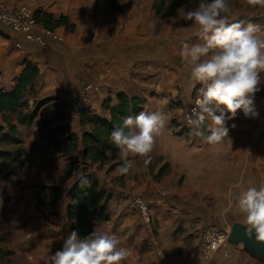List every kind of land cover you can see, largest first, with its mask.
Wrapping results in <instances>:
<instances>
[{
	"label": "rangeland",
	"instance_id": "obj_1",
	"mask_svg": "<svg viewBox=\"0 0 264 264\" xmlns=\"http://www.w3.org/2000/svg\"><path fill=\"white\" fill-rule=\"evenodd\" d=\"M58 0H46L37 5H32L37 10L53 12L56 8L55 4ZM103 5L100 0H71L69 17L76 25V29L71 34H66L63 41H57L49 49H42L31 45L26 48V53L22 54L16 62H12L11 68L16 70L27 56L41 58L40 68L42 74V84L40 87H34L27 94V100L30 104L36 101L47 100L50 109L47 118H52L63 112V108L67 103V99L75 97L87 83L102 84L106 89L113 85L105 84L102 81L106 78L107 68L111 64L119 63L116 59L122 56V48L116 40L114 25L137 23L145 26L144 29L135 31L134 40L136 41L134 51L139 54L140 68L146 70L148 64L143 62L150 55V73L141 71V76L150 79V84H144L141 88H148L149 91L158 89V80L153 73V68H163L167 63L160 58L164 54H172L171 58L177 65L180 55H175L176 50H181L183 41L198 42L195 33L197 27L190 21L186 22L178 18L160 19L154 11L155 0H114L119 10L110 7L111 0H105ZM200 0L184 2L189 8L198 6ZM232 9V17L246 22H260L264 27V6L253 5L249 0H229ZM184 10V7L181 11ZM55 14V13H54ZM176 21L175 23L173 21ZM91 29L90 36H85V31ZM62 31V30H61ZM120 33V32H119ZM118 33V34H119ZM258 38L264 39V32H259ZM72 40L70 44L68 39ZM89 41L90 45L83 47V41ZM150 41V43H149ZM68 42V43H67ZM74 44V45H73ZM60 48V49H59ZM170 48L168 52L167 49ZM14 50V47H10ZM150 50V54L146 51ZM119 51V53H117ZM143 52L144 54H140ZM117 55V56H116ZM122 58V57H121ZM136 60V59H135ZM180 61L177 68L180 73L184 74L185 83L190 80V69H184V63ZM120 64V63H119ZM49 77L45 80V77ZM154 83V84H153ZM105 84V85H104ZM200 87V86H199ZM5 90V87H0ZM181 91V90H179ZM55 100L53 102L52 100ZM179 99L170 100V116L166 115L165 127L162 129V136H176L175 144V161L182 163L191 162V152L197 150L196 147L201 140L193 134H181V109L177 110ZM94 100L86 107L91 112L97 109L93 108ZM172 104V105H171ZM185 108V107H184ZM183 108V109H184ZM92 109V110H91ZM182 109V110H183ZM100 114L105 113L104 109H100ZM15 120L16 115L13 114ZM72 128L80 134V119L69 121ZM0 125L3 127L5 139L0 147V161H4V165L0 170V264H43L44 258L48 253H54L62 246L63 238L70 232V222L66 216V207L69 203L67 196L73 184L84 175H89L100 183V188L109 194L112 199L122 200L124 198L128 205L130 214L139 215L134 206L136 197L143 196L150 202L161 199L170 204L178 205L181 208L192 210L194 213L192 222L183 227L186 230L191 229L196 232L197 237L201 231L207 227H218L220 229L231 231L232 216L238 212L236 206L231 208L232 214L223 213L225 206L218 205V217L209 216L208 207L185 206L187 201L193 198L208 199L207 195H199L185 188L184 177H182L183 165L176 166L175 171L178 176H172L170 166H163V176L159 175V169L153 166L154 160L145 164L146 157L136 156L130 157L134 166V173L131 172L123 183L130 180L131 184H125V190L121 186L112 189L110 186H116L120 181L117 170L113 169L111 173L107 172V166L87 167L76 173L73 179L66 183H61L60 179L63 174L67 157L55 150L54 146L48 141L43 140L39 135V130L35 126L30 128L21 127L16 136L9 133L7 127L0 117ZM160 134V135H161ZM182 137V138H181ZM156 139V138H155ZM163 141V140H162ZM174 161V162H175ZM175 162V163H177ZM158 163V161H156ZM183 167V168H182ZM156 172V173H155ZM188 169L190 174L187 178V187L195 186V181L203 187L211 186L209 181L210 175L204 169ZM210 172V170H209ZM192 174V175H191ZM122 182V181H121ZM122 183V184H123ZM205 183V184H204ZM120 184V183H119ZM49 186H60L64 190V196L56 203L50 201V191L46 189ZM135 188H140L136 190ZM144 188V190H142ZM147 188V190H145ZM41 192L46 201L41 206L37 205V193ZM218 193H222L219 191ZM111 199V200H112ZM109 201L108 204L114 203ZM114 210H117V203ZM113 208V207H112ZM153 204L151 206V213ZM179 212L178 214H182ZM229 213V212H228ZM242 215V214H241ZM140 216V215H139ZM182 216L188 217L184 213ZM245 219V217L242 215ZM141 218V216H140ZM143 220V218H141ZM100 220V219H98ZM144 221V220H143ZM145 222V221H144ZM154 217L152 213L153 225ZM186 222V221H185ZM197 222L196 224H194ZM97 223V222H96ZM246 227L247 225L244 224ZM182 228V227H181ZM226 243L224 246L228 245ZM231 245V244H229ZM239 247L243 248L242 245ZM253 264H261L259 261L250 258ZM203 264V263H202Z\"/></svg>",
	"mask_w": 264,
	"mask_h": 264
},
{
	"label": "crops",
	"instance_id": "obj_2",
	"mask_svg": "<svg viewBox=\"0 0 264 264\" xmlns=\"http://www.w3.org/2000/svg\"><path fill=\"white\" fill-rule=\"evenodd\" d=\"M6 1L9 3V5L15 7L21 4L34 6L46 0ZM70 4L71 0H58L55 4L56 8L53 9V12L49 13H55L56 15L65 14L68 16L69 13H71ZM260 24L262 23H256V25L259 27V31L257 33L258 37L261 35L259 32H264V27H262L263 25ZM113 27L115 32H120L119 34L115 33L116 40H118L117 43L119 45L115 47L118 49L123 47L121 56L122 58L118 57L116 59V61L120 60V64H111L110 67L107 68L106 78L102 81H105V84L113 85L114 88L117 89H112L111 87L106 89V86L104 87L102 84H99L101 89L95 94L92 108L97 110L95 112L88 110L87 112L98 114L101 117L109 119L110 113L109 110L106 109V104L110 102L111 106H116L118 104V92H124L130 97L141 98L144 101L142 111H160L165 116H170V100L176 98L181 101L176 102V108L178 111L180 109L182 111L184 107H187L192 101L195 89L200 85H197L195 88H193L192 81H189V79L185 83L184 74L180 73L181 70L177 68L181 58H179V61L176 65L174 64L175 62L172 61V54L165 55L164 51H162L163 55L157 59H163V61H165L167 64L161 69L156 67L152 70L154 76L156 77V79L152 80H154L153 82L158 80V89H153L151 91H149L148 88L142 89L141 87L144 84H150V79L141 76V71L150 73V55L146 56V59H143L145 60L143 62L148 64V68H146V70L140 68L139 65H135L136 63L139 64L142 61L137 59L139 58V54L137 55L134 51V46L136 44V41L134 40L136 34L134 32L144 29L145 26L137 23H126L116 24ZM56 31L63 35L64 39L66 38V34L69 35L73 32L66 31L64 27H60ZM91 32V29L85 31V36H90L89 34H91ZM68 42L72 44V40L70 38L68 39ZM54 43L55 42H52L50 47H52ZM82 43L83 47L90 45L89 41L87 40H84ZM12 46L14 47V50H10V47ZM29 47H31V45L26 44L24 47V52L18 50L15 47V38L13 34L5 27L0 25V87H5L6 91H10L17 83L27 61L37 64L40 68V64H38V62H40L41 58H36L34 56H27V59L24 60L16 70L11 68L12 62L15 63L22 54L26 53V48ZM167 51L169 52L170 48H168ZM176 51L177 52H175V55H178V53L180 55L181 50L178 49ZM146 52L150 54V50ZM117 53H119V51H117ZM140 54L143 55L144 53L141 52ZM184 66V69H190L187 64H184ZM40 73V78L34 83L33 88L40 87L42 84L41 76L43 72L41 68ZM48 78L49 77L46 76L45 80ZM261 88L262 90L257 92L254 98V105L259 115L257 117H246L242 110H237V115L234 120L228 121L230 129L228 137L218 144H208L200 137L199 139L201 142H199V144L196 146L198 147L197 150L191 152L190 157L193 159L191 162L182 163L180 160H178V162L174 160L176 159L174 154L176 151L175 144L177 143L176 136H162L161 134L156 137L153 150L149 154L151 159L154 160L153 166L157 169L161 167V170L163 166L168 164L170 166L169 174H172V176H178V173L175 171L177 168L176 166L180 167L183 165L184 169L180 173V175L182 174L180 180L184 177L185 188L191 192H194L196 195L199 194L202 196H208L207 200H205L204 197H201V199L193 198L190 201H187L185 206L209 207L210 210L206 209L205 212L208 211L210 213L209 216L213 218L218 217V211L216 210V207H218V205H223L225 206V209L223 210L222 214H226V212L227 214H232L230 212L231 208L233 209L235 206L236 196L241 190L246 189L248 186L258 187L264 184V84L261 85ZM52 101L55 102L54 99ZM31 105L33 106V104ZM47 105L49 106V103H47ZM100 109H104L105 113L100 114ZM87 116L88 114L85 112V117ZM39 119H41L40 115L38 116V120ZM165 120L171 121L169 118ZM232 124H235L234 128L231 127ZM79 126L80 134H78L73 128L72 129L81 137L83 132L90 131L92 129L93 124L89 120L85 119V121L80 123ZM21 127L30 128L17 124L18 131ZM156 161H158V163H156ZM131 164L132 167L130 169L129 175H131V172L134 173L133 171H135L132 161ZM93 166L101 165L96 164ZM105 166L109 168V165H104V167ZM189 168L192 169V174L194 169H204L207 171L206 174L211 176L209 177L211 186L203 187L198 185V182L195 181V186L188 188L187 178H189L190 174L187 173V171ZM114 169L118 171L116 173H118L117 175L120 177L122 174L119 172V168L116 167ZM127 177H125V179ZM118 181H120V184L118 183L115 184L116 186H110L111 190H115L119 188V186H121V189L125 190V184L128 186L131 184L130 180L125 183H123L122 179H119ZM135 189L139 190L140 188ZM142 190H144V188H142ZM145 190H147V188H145ZM219 191H222V193H218ZM124 198L118 201L115 200L116 198L112 199V202L117 203L118 209L114 210L116 206L114 203L108 204V219L98 220L95 226V231H103L110 234H115L119 239L121 246L129 250V256L123 262V264L203 263L199 250V236L197 237L196 232L192 231L191 229L186 230L183 228L187 227L185 226L189 223L187 221L190 220V223L192 222L194 216L192 210H184L181 208L182 210L180 211L183 212L182 214L186 213L189 215L185 218V216H182V214H178L180 212V207L178 205L170 204V202H165L161 199L152 201L151 203L153 204L152 213L154 222L153 225L149 226L140 218L139 215H133L128 212V205ZM45 199L46 198L44 197L43 201H46ZM231 216L233 218L232 225L235 222H241L245 224V219L240 213ZM196 223L197 222L194 224ZM209 264L253 263L251 262L250 257L242 251L241 247L228 244L223 246L217 252Z\"/></svg>",
	"mask_w": 264,
	"mask_h": 264
},
{
	"label": "clouds",
	"instance_id": "obj_3",
	"mask_svg": "<svg viewBox=\"0 0 264 264\" xmlns=\"http://www.w3.org/2000/svg\"><path fill=\"white\" fill-rule=\"evenodd\" d=\"M249 2L264 6V0ZM183 7L179 19L197 27L198 42L183 41L180 58L190 68L193 88L200 85L186 125L191 134L208 144H218L228 137V121L234 120L237 110L246 117L259 115L254 98L264 84V39L258 38L257 25L230 19L229 0H200L195 8ZM164 127L162 112L141 111L123 118L122 124L112 129L110 141L119 150L121 174L130 171V157L143 156L144 163H150L155 138ZM105 155L111 156V149ZM80 182L83 187L90 186L86 176ZM235 206L245 217V235L264 241V184L241 190ZM206 239L212 249L217 247L215 238ZM128 256L129 250L115 234L93 230L81 237L73 229L63 238L60 249L45 256L43 264H123Z\"/></svg>",
	"mask_w": 264,
	"mask_h": 264
},
{
	"label": "trees",
	"instance_id": "obj_4",
	"mask_svg": "<svg viewBox=\"0 0 264 264\" xmlns=\"http://www.w3.org/2000/svg\"><path fill=\"white\" fill-rule=\"evenodd\" d=\"M106 5L105 0H100ZM189 1V0H186ZM194 1L195 0H191ZM185 0H155L154 11L160 19L169 17L177 18L184 6ZM110 7L119 10L114 0ZM38 22L47 29L57 30L64 27L71 32L76 29L69 16L65 14L56 15L43 10H36ZM40 68L30 61L26 62L25 68L17 83L10 91L0 90V116L10 134H18L17 124L25 127L36 126L43 140L49 141L55 149L67 157L60 182L66 183L73 179L76 173L88 165H109L108 173L114 168L120 167L121 161L119 150L110 141V132L116 126L122 124L123 118L136 115L143 110L144 101L139 97H130L124 92L117 93L118 104L111 106L106 104L110 118H104L98 114L88 113V108L81 113L80 123L89 120L93 127L90 131L82 133L81 137L73 131L71 124L66 120L63 113L47 118L50 107L48 101H36L33 106L27 100V94L33 89L34 83L40 78ZM85 112L88 114L85 117ZM13 114L16 115L14 120ZM41 119L38 120V116ZM16 122V123H15ZM5 134L0 125V147ZM111 149L112 155H105V151ZM4 161H0V170ZM122 174L119 179L125 180L129 175ZM159 175L163 176V169ZM90 181V186H81L80 178L73 184L67 196L69 203L66 207V216L70 222V231L76 229L81 237L95 230L98 219H108L107 207L112 199V194L100 188L98 180L89 175H84ZM51 203H56L64 196V190L60 186H49ZM37 205L44 204L41 192L37 195Z\"/></svg>",
	"mask_w": 264,
	"mask_h": 264
},
{
	"label": "built area",
	"instance_id": "obj_5",
	"mask_svg": "<svg viewBox=\"0 0 264 264\" xmlns=\"http://www.w3.org/2000/svg\"><path fill=\"white\" fill-rule=\"evenodd\" d=\"M0 25L9 30L15 38V47L24 52L26 44L34 45L42 49H48L52 42L63 41L64 36L56 30H50L42 26L36 18V9L27 4L11 6L6 0H0ZM101 86L95 83H87L75 97L68 98L63 108V115L66 120L74 121L81 118V113L99 92ZM200 87L195 89L191 103L185 107L181 113V134L189 135L190 131L186 125V117L190 114L194 102L199 93ZM70 123V122H69ZM134 206L141 218L146 223H152L151 206L152 203L143 196L135 199ZM230 231L218 227L204 228L199 235V250L203 264H209L217 252L228 243ZM211 236L216 239L217 247L211 248V242L206 237Z\"/></svg>",
	"mask_w": 264,
	"mask_h": 264
},
{
	"label": "water",
	"instance_id": "obj_6",
	"mask_svg": "<svg viewBox=\"0 0 264 264\" xmlns=\"http://www.w3.org/2000/svg\"><path fill=\"white\" fill-rule=\"evenodd\" d=\"M246 226L241 222H235L228 236V243L234 246L242 245V251L250 258L264 264V241H258L255 237L245 235Z\"/></svg>",
	"mask_w": 264,
	"mask_h": 264
}]
</instances>
